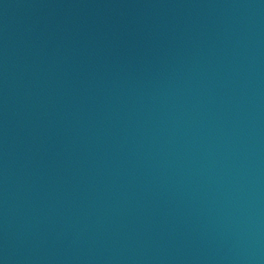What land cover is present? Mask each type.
Wrapping results in <instances>:
<instances>
[{
  "label": "water",
  "instance_id": "water-1",
  "mask_svg": "<svg viewBox=\"0 0 264 264\" xmlns=\"http://www.w3.org/2000/svg\"><path fill=\"white\" fill-rule=\"evenodd\" d=\"M0 264H264V0H0Z\"/></svg>",
  "mask_w": 264,
  "mask_h": 264
}]
</instances>
